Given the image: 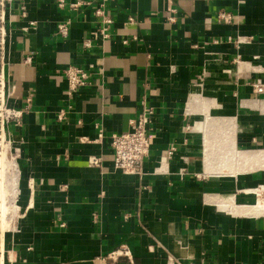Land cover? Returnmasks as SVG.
<instances>
[{"label":"crops","instance_id":"0c3cea01","mask_svg":"<svg viewBox=\"0 0 264 264\" xmlns=\"http://www.w3.org/2000/svg\"><path fill=\"white\" fill-rule=\"evenodd\" d=\"M102 1L1 0L16 207L2 263L264 264V206L247 192L264 183V0H107V39ZM68 66L88 73L71 94ZM143 106L150 146L126 174L110 136Z\"/></svg>","mask_w":264,"mask_h":264},{"label":"built area","instance_id":"2783aa9c","mask_svg":"<svg viewBox=\"0 0 264 264\" xmlns=\"http://www.w3.org/2000/svg\"><path fill=\"white\" fill-rule=\"evenodd\" d=\"M1 1V0H0ZM64 0H59L62 5ZM107 0H103L95 9L94 15L99 18L98 26L95 28V33L99 34L103 39L109 38V26L112 24V18L105 13L104 5ZM80 3L73 4V7L78 6ZM221 18L229 19V13L222 12L219 14ZM170 22L174 21L173 17H169ZM69 20L60 22L57 25V31L60 36L66 37L69 33ZM244 40L240 37L236 38L237 43ZM84 46L91 45V39L86 38L83 41ZM64 75L68 85V93H73L78 87L84 86L88 82V73L77 66H68ZM256 92H264V83L257 79L253 83ZM152 109L143 106L139 114L129 120V129L122 133H112L110 136V144L113 150V165L126 174H138L141 169V163L148 153L150 141L148 137V125L151 121ZM62 117V114L59 115ZM102 138V133H98V139ZM97 139V140H98ZM173 149L170 150L169 156L172 155ZM90 162L98 165L99 160L96 157H91ZM257 196L264 200V183L255 187Z\"/></svg>","mask_w":264,"mask_h":264},{"label":"bare ground","instance_id":"6f19581e","mask_svg":"<svg viewBox=\"0 0 264 264\" xmlns=\"http://www.w3.org/2000/svg\"><path fill=\"white\" fill-rule=\"evenodd\" d=\"M2 109L3 107H1L0 109V119L2 117ZM247 192L248 194L250 193L253 194V196L255 197V204L259 205L258 207L264 206V200L257 196L255 187L252 189H248ZM14 195H15L14 163L7 156V145L3 133L0 132V238H2L5 235V231L10 226L11 214L15 213L16 207L13 201ZM0 252H1V247H0ZM0 264H3L1 254H0Z\"/></svg>","mask_w":264,"mask_h":264},{"label":"rangeland","instance_id":"374dc122","mask_svg":"<svg viewBox=\"0 0 264 264\" xmlns=\"http://www.w3.org/2000/svg\"><path fill=\"white\" fill-rule=\"evenodd\" d=\"M0 121H1V119H0ZM255 198V197H254ZM15 214V213H14ZM14 214H11V219L13 218V215ZM2 240H3V237H2ZM2 245V241H1V239H0V246ZM2 250V249H1ZM3 252V251H2ZM2 252H0V254H1V256H2V259H3V253Z\"/></svg>","mask_w":264,"mask_h":264},{"label":"water","instance_id":"95a60500","mask_svg":"<svg viewBox=\"0 0 264 264\" xmlns=\"http://www.w3.org/2000/svg\"><path fill=\"white\" fill-rule=\"evenodd\" d=\"M0 15H1V1H0ZM0 18H1V16H0ZM0 28H1V26H0ZM1 30V29H0Z\"/></svg>","mask_w":264,"mask_h":264}]
</instances>
